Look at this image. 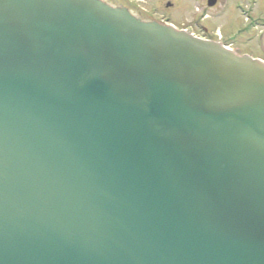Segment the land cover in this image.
<instances>
[{
    "label": "water",
    "instance_id": "water-1",
    "mask_svg": "<svg viewBox=\"0 0 264 264\" xmlns=\"http://www.w3.org/2000/svg\"><path fill=\"white\" fill-rule=\"evenodd\" d=\"M0 264H264V61L0 0Z\"/></svg>",
    "mask_w": 264,
    "mask_h": 264
},
{
    "label": "flooded vegetation",
    "instance_id": "flooded-vegetation-1",
    "mask_svg": "<svg viewBox=\"0 0 264 264\" xmlns=\"http://www.w3.org/2000/svg\"><path fill=\"white\" fill-rule=\"evenodd\" d=\"M107 3L127 7L133 14L145 16L149 19L164 20V14L157 9L147 8L141 4L143 0H103ZM209 8L213 5H218L219 1L215 0L212 6H209L211 0H201ZM257 0H241L235 5L242 16H221L224 13L225 7L221 4L219 9L220 16H194L190 20V24L178 27L186 29L198 36L207 39H213V36L219 37V41L224 46L239 54H248L254 58L264 60L261 55H253V52L262 50L264 47V16H251L252 6ZM169 3V2H167ZM166 3V4H167ZM167 6V5H166ZM171 6V5H170ZM244 14H247L245 16ZM229 17V18H228ZM212 20L214 26H208L207 20ZM205 22V23H204ZM177 27V26H176Z\"/></svg>",
    "mask_w": 264,
    "mask_h": 264
},
{
    "label": "rangeland",
    "instance_id": "rangeland-1",
    "mask_svg": "<svg viewBox=\"0 0 264 264\" xmlns=\"http://www.w3.org/2000/svg\"><path fill=\"white\" fill-rule=\"evenodd\" d=\"M218 5L209 8L201 0H143L141 1L147 8H155L164 14V20L175 24L177 27H183L190 24V20L194 16H220L221 4L224 5L225 10L221 16H242L237 10L236 3L241 0H218ZM169 2V3H167ZM167 3V4H166ZM167 5V6H166ZM171 5V6H170ZM247 16V14H244ZM251 16H264V0H257L252 6ZM229 18V17H228ZM205 23V22H204ZM208 26H214L212 20H207ZM214 40H219V37L213 36ZM239 54V53H238ZM253 55H261L264 57V47L262 50L253 52Z\"/></svg>",
    "mask_w": 264,
    "mask_h": 264
}]
</instances>
